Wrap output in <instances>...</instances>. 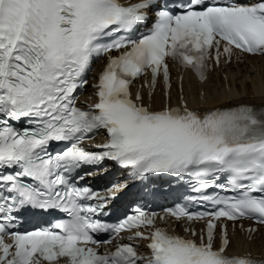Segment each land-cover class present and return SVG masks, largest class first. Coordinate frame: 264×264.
Returning <instances> with one entry per match:
<instances>
[{
    "label": "snow or ice",
    "instance_id": "6c2138e0",
    "mask_svg": "<svg viewBox=\"0 0 264 264\" xmlns=\"http://www.w3.org/2000/svg\"><path fill=\"white\" fill-rule=\"evenodd\" d=\"M245 59L264 0H0V264H264V74L205 87Z\"/></svg>",
    "mask_w": 264,
    "mask_h": 264
},
{
    "label": "bare ground",
    "instance_id": "6f19581e",
    "mask_svg": "<svg viewBox=\"0 0 264 264\" xmlns=\"http://www.w3.org/2000/svg\"><path fill=\"white\" fill-rule=\"evenodd\" d=\"M250 73L257 74L258 78H259V75L264 74V61L249 59L247 62H245L238 68L230 70L228 73L229 86L234 90L243 92L249 84V74ZM190 85H191V91L194 94V97L196 98L198 84L196 81H193L191 82ZM205 87L206 88L211 87L213 90L217 92L225 93L224 84L221 78L219 77V75L217 74H213L212 76H210L209 85H206ZM187 88H189V86H187ZM253 247H259V250L262 248L261 242L259 239L253 245Z\"/></svg>",
    "mask_w": 264,
    "mask_h": 264
}]
</instances>
